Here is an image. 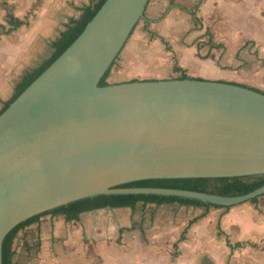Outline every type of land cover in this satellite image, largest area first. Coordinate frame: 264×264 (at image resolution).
Instances as JSON below:
<instances>
[{
	"label": "water",
	"instance_id": "obj_1",
	"mask_svg": "<svg viewBox=\"0 0 264 264\" xmlns=\"http://www.w3.org/2000/svg\"><path fill=\"white\" fill-rule=\"evenodd\" d=\"M149 0H106L79 37L0 114V264L27 218L101 193L235 206L241 196L117 188L149 178L264 175V93L205 78L99 83Z\"/></svg>",
	"mask_w": 264,
	"mask_h": 264
},
{
	"label": "crops",
	"instance_id": "obj_2",
	"mask_svg": "<svg viewBox=\"0 0 264 264\" xmlns=\"http://www.w3.org/2000/svg\"><path fill=\"white\" fill-rule=\"evenodd\" d=\"M91 1L0 0V112L23 76L52 56L53 42ZM233 13L238 19L249 16V26L257 21L264 24V0H149L147 29L133 34L117 62L129 78L167 79L170 74L176 78L180 72L175 65L191 77L211 80L239 83L242 78H264L262 32L229 25ZM11 15L22 22L19 27L9 24ZM146 31L152 37L144 39ZM212 43L218 47H211ZM165 210L173 212L172 218L154 222V213ZM151 222L156 223V231L144 237L145 231L154 229L148 225ZM71 260L264 264V195L256 203L248 201L229 210L140 202L134 210L94 209L78 220L47 213L14 239V264H70Z\"/></svg>",
	"mask_w": 264,
	"mask_h": 264
},
{
	"label": "trees",
	"instance_id": "obj_3",
	"mask_svg": "<svg viewBox=\"0 0 264 264\" xmlns=\"http://www.w3.org/2000/svg\"><path fill=\"white\" fill-rule=\"evenodd\" d=\"M105 2L106 0H92L91 3L86 4L83 7V13L78 19L70 20L66 30L63 31L61 35L53 42L54 52L52 56L42 62V64L39 65L37 68L28 71L23 76L20 82L16 85L13 97L5 104V107L2 109L0 114L79 37V35L87 26V24L92 20V18L96 15V13L99 11V9ZM8 22L10 25L13 26V28H17L22 24V22L15 18L13 15L10 16ZM195 22L196 24H200L198 18L195 19ZM145 27L147 29V25ZM134 31L132 32V34L134 33ZM211 47H218V45L212 43ZM116 60L114 61L113 65L116 63ZM113 65L101 79L99 83L100 86H106L110 83L108 81V77L111 73ZM174 70L176 72H180V75L176 78L184 79L191 77L183 68L178 65L174 66ZM134 80L138 79H131L129 81ZM231 83H236L241 86L249 87L256 91L264 93V90H261L256 87H252L238 82ZM262 186H264V175L221 178H149L125 182L117 185L116 187L165 188L187 190L199 193H213L220 196H241L248 194ZM258 198L259 197L253 198L252 200H250V202L256 203L258 201ZM140 202H142L144 205L150 203L157 205L179 204L205 207L206 209L214 207L229 210L232 207L212 202H206L197 198L162 193H101L94 196H88L73 200L71 202H68L67 204H63L52 209L43 211L39 214L33 215L16 225L13 229L8 232V234L4 238L2 245V262L3 264H14L13 243L17 233L22 228L37 222L41 216L47 213H51L53 215H65L67 220H78L82 213L92 211L94 209L111 207L130 208L134 210ZM194 221H196V219L190 221V224ZM220 233L223 234L221 230ZM227 242L228 244L230 243L229 240H227Z\"/></svg>",
	"mask_w": 264,
	"mask_h": 264
},
{
	"label": "rangeland",
	"instance_id": "obj_4",
	"mask_svg": "<svg viewBox=\"0 0 264 264\" xmlns=\"http://www.w3.org/2000/svg\"><path fill=\"white\" fill-rule=\"evenodd\" d=\"M86 3L89 1V0H84ZM239 6H240V8L242 7V5H240L239 4ZM236 11H238V9H236ZM231 13V12H230ZM238 13H239V11H238ZM250 18H249V16H245V15H243L242 17H240V19H238V16H237V14H232L231 15V18H229V21H230V23L231 24H229V25H231V26H233V27H238L239 26V24L240 25H243L245 28H247L248 26H249V23H250V20H249ZM199 25V24H198ZM146 26V24H145V22H144V18L143 19H141L140 21H139V23H138V25L136 26V28H135V31H134V33H135V35L137 34V33H143V31H144V28H146L145 27ZM251 29L252 28H256L257 30H261L260 32H262V34H260L261 36H262V38H264V24L263 23H260V22H258L257 21V23H255V22H253L250 26H249ZM133 33V34H134ZM149 33V32H148ZM147 33V31L145 32V37H143L144 39H147L146 38V36L148 37V35L150 36V34H148ZM133 34L130 36V38H129V40L127 41V43H126V45L127 44H129L130 43V41H131V39H132V37H133ZM147 34V35H146ZM150 37H152V36H150ZM262 53H263V51H261ZM121 53V52H120ZM120 55V54H119ZM119 57V56H118ZM118 60H119V58H117ZM143 65H145V64H143ZM149 64H147L146 66H148ZM122 70H124L123 68H120V65H119V62H117V60H116V63L113 65V67H112V69H111V73H110V75H109V77H108V81L110 82V83H117V82H123V81H129V80H131V79H152V78H142V77H138V78H129V76L130 75H128L127 73V75L126 74H124V72H122ZM125 71V70H124ZM141 76V75H140ZM167 76V75H166ZM168 78H173L174 76H172V74H170V75H168L167 76ZM167 78V79H168ZM153 79H161V78H153ZM259 79L260 80H263L264 78H242V79H239L240 81H239V83H242V84H246V85H249V86H252V87H256V88H259V89H261V90H264V83H259L258 81H259ZM172 216H173V212H167L166 210L163 212V213H161V211L159 212H155L154 213V215H153V217H152V219L154 220V222H158L159 220H168L169 218H172ZM153 222V225H152V222H151V224L149 223L148 225L150 226V227H155L156 225V223H154ZM156 231V228H154L153 230H149V232H144L143 234H144V237H146V235H147V233L148 234H150V235H153V232H155ZM141 235V234H140ZM184 234H182L181 235V239H183L184 238V236H183ZM143 237V236H142ZM146 239V238H145ZM175 239V238H174ZM175 250L178 248V246H175L174 245V247H173ZM119 249H124V247H120ZM106 250H104V252H105ZM85 261H83L82 263H84ZM70 264H80V262L79 261H75V260H71L70 261Z\"/></svg>",
	"mask_w": 264,
	"mask_h": 264
}]
</instances>
